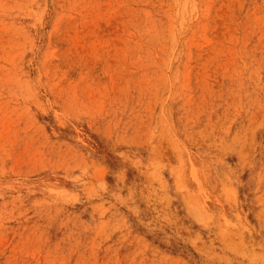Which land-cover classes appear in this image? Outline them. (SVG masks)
Returning a JSON list of instances; mask_svg holds the SVG:
<instances>
[{
  "label": "rangeland",
  "instance_id": "rangeland-1",
  "mask_svg": "<svg viewBox=\"0 0 264 264\" xmlns=\"http://www.w3.org/2000/svg\"><path fill=\"white\" fill-rule=\"evenodd\" d=\"M0 264H264V0H0Z\"/></svg>",
  "mask_w": 264,
  "mask_h": 264
}]
</instances>
